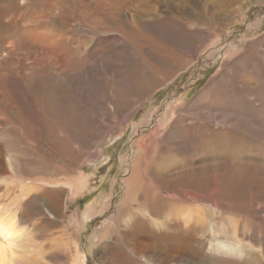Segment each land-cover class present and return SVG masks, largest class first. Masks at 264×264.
I'll return each instance as SVG.
<instances>
[{
  "label": "bare ground",
  "instance_id": "obj_1",
  "mask_svg": "<svg viewBox=\"0 0 264 264\" xmlns=\"http://www.w3.org/2000/svg\"><path fill=\"white\" fill-rule=\"evenodd\" d=\"M252 2L264 4L0 0V78L9 76V65L15 64L30 85L19 104L24 113L10 91L0 88V199L6 197L0 200V264H49L48 259L85 264L88 256L76 245L73 254L67 252V237L107 207L67 215L65 200L85 193L92 174L82 172L77 155L61 141L59 147L40 146L52 159L50 168L43 165L29 143L37 131L27 137V125H35L42 113L54 118L58 129L66 127L76 115L62 101V110L55 112L52 103L62 94L68 93L69 100L79 94L92 108L84 112L94 131L79 149H93L92 157L98 156L104 137L146 127L149 113L131 122L144 103L185 71L206 44L221 41V32L206 35L188 27L224 26L228 36ZM183 31L197 34L187 50L179 46ZM95 36L96 44L87 49ZM263 44L264 38L249 43L247 50L227 51L216 79L188 105L179 104L170 125L160 119L137 141L123 195L91 236L100 264H250L245 261L255 251L252 243L259 234L264 240ZM148 73L150 79L144 80ZM44 85L51 86L48 99L39 91ZM96 109L107 112L108 120L98 122ZM254 207L258 211L250 212ZM209 212L217 214L218 223Z\"/></svg>",
  "mask_w": 264,
  "mask_h": 264
},
{
  "label": "rangeland",
  "instance_id": "obj_2",
  "mask_svg": "<svg viewBox=\"0 0 264 264\" xmlns=\"http://www.w3.org/2000/svg\"><path fill=\"white\" fill-rule=\"evenodd\" d=\"M164 9L167 10L168 6H166ZM243 17H245L246 19L244 18V20H241L240 23H238L237 25H232L229 28L228 36H225L222 32V31H226L225 30L226 27L224 26L223 27H216L215 25L210 26V23L205 24L203 28H200L198 24L189 26L188 28L190 30L194 29L201 33L203 32L202 34H206V35L212 34L214 32L215 33L221 32L220 33L221 41H218L214 44H209V43L208 45L206 44V46L203 49H201L200 53L196 56V58H194V60L190 62L191 64H189V67L185 71L181 72L176 77V79L165 85V87L163 86L158 90H156L154 92V96L149 101H146L144 103V107L137 112L136 116L131 120V122L138 123L143 116L149 113L147 118L148 124L147 122L144 124L147 125L148 127L146 126L142 128H137L134 131L131 127H129L124 131L118 132L117 134L115 133L113 135L104 137L102 141L100 140L98 142V151H99L98 156L92 157L94 153L93 149L89 151L79 149L80 144H85L87 142V136L89 132L91 131L94 132L93 130H89L88 128L89 126L87 125L86 122L87 117L84 112L86 110L88 111L92 110V108H89L91 106H88L86 101L84 99H81V97L80 99H78L80 96L79 94H78L79 96L77 94L73 95L70 98V100L68 93H66V96L62 94L60 95L62 97H60L58 102L55 101L52 103V109L55 110V112H59L60 110H62L60 106L61 103L63 102L65 107L68 110H70L74 115H76V117H70V119L65 123L66 127H63L64 125H61L60 127L62 129L61 128L58 129V127L55 126L54 124V118L48 117L46 114H42V113H40L39 115L40 118L35 125L34 123L32 125L31 124L27 125L25 130L26 132L25 135H27V137L30 136L32 129H35L37 131L35 138L33 137L34 139L30 137L29 143L32 146L34 152L37 154L36 155L37 159L39 160L42 157L39 161L41 163L44 161L42 163L43 165L45 166L47 165L46 167L50 168L52 159L45 156V154L42 152V147L40 146H42L43 143H47L51 147H55V146L59 147L57 142L61 141L65 143L77 155V158L79 159L77 164L78 166L79 165L81 166L82 172L92 174L90 187L85 193L81 195H77V197H71L68 200H65L66 201L65 204L67 205L66 208H67L68 216H70L73 213L76 214L77 216L86 215L88 214L86 213L87 208L93 207L96 209L101 204L104 203L107 204V207L103 213L95 214L92 217H90V219L86 218L85 221L79 223L74 233L71 231L70 235L67 237L70 243L67 252L70 255L74 253V245H76L78 251L84 252L88 256V259H86L85 264H100L97 254L98 247H96L95 244L92 243L91 236L93 232L96 233L98 232L99 229H101L102 227L101 225H103L107 217H109L113 213V207L116 206V204L118 203L117 201L120 200V198L123 195L124 175L126 174V170L129 169L130 166L129 162L133 154L135 152L137 153V148H136V145H138L137 141L142 136L147 135L151 127L155 126L154 122L159 123L160 119L161 122L165 121L166 125H170L175 119V117L171 116L170 114L173 111H176V109L179 107L178 105L179 104L182 106H185L186 104L188 105L190 101H192L196 96H198L201 93V91L204 90V88L208 87V85L214 79H216L218 73H220V71L222 70L221 65L223 64L224 60L228 58V54H226L227 51L234 52L235 50L238 49L247 50L249 47L248 46L249 43L251 44L257 41V39L260 40L264 38L263 37L264 36L263 2L261 3L252 2L251 4L247 5ZM256 20L260 21V23L256 27H252V26L250 28L247 27L249 25H253ZM50 24L54 25V21H52ZM74 29L76 30L78 28H74ZM189 35H190L189 33L183 31L181 32V40H179V46L186 50L193 47V45H189V44L197 36V34L195 33L194 36L192 35L190 37ZM97 37L98 36H95L90 39V41L86 45L87 49H91L94 47V45L97 42ZM205 38H204L205 41H207L208 36ZM212 54L215 55L213 56L214 59L212 61H207V59ZM9 66H10V72L12 73H9V76L0 78V88L8 92L10 91L9 93H11L10 96L12 98V101L14 102L15 105L21 107L24 113L26 109L25 106H20L19 104H24L22 103L21 95L24 92L29 91L30 85L26 83V80L22 78L23 75L20 66L16 67L15 64H10ZM30 66H32V64H30ZM143 77L144 80L150 79L149 73L144 74ZM103 85H104L102 86L103 89L107 90V84L104 83ZM46 89L49 91V89H51V86L44 85L42 86L41 90H39V91H43L42 96L44 95V97H46V94L48 93ZM215 91L216 92L218 91V87L215 88ZM218 92H220V90ZM207 98L205 99V102L209 104L210 101ZM47 103L49 102L47 101ZM208 106L211 105L209 104ZM42 107L44 111H46L45 110L46 106L42 105ZM81 111L83 113H80ZM95 111L96 114H98L97 116L98 122H100L101 120L104 121L108 120L107 112H102L101 110L99 111L98 109H96ZM100 117H102L103 119H100ZM72 133H76V135L74 134L72 135ZM4 198L6 199V197L4 196L0 200L4 201L3 200ZM249 211L257 212L258 208L254 207L251 208ZM208 214H209V219L211 218L210 220L211 221L213 220L212 222L216 223L218 221L216 220L217 219L216 213L209 212ZM212 216L214 218H212ZM248 227L249 226L246 225L243 228L247 234L249 233ZM258 236H259V241L257 243L256 242L252 243L254 245L255 251L250 253V256L248 257L249 260L245 261V262H249L250 264H260L262 260L264 261V242H263L264 240L260 241V239L262 240L261 236H263V234H259ZM257 240L258 239H256V241ZM246 241L247 240H245V242ZM237 259L234 258L233 261L236 260L243 261L240 258ZM48 261L49 264H62V262L55 259H51V260L48 259Z\"/></svg>",
  "mask_w": 264,
  "mask_h": 264
}]
</instances>
